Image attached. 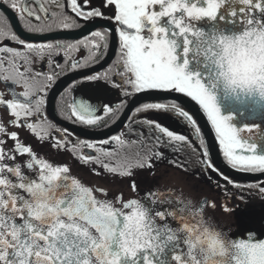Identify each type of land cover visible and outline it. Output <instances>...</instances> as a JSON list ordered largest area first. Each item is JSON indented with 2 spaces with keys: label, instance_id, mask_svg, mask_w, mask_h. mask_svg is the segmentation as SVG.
<instances>
[{
  "label": "snow or ice",
  "instance_id": "1",
  "mask_svg": "<svg viewBox=\"0 0 264 264\" xmlns=\"http://www.w3.org/2000/svg\"><path fill=\"white\" fill-rule=\"evenodd\" d=\"M54 3L60 7V0ZM11 6L19 9L22 20L26 13L41 21L27 0L23 6L20 0H11ZM70 6L85 21L106 18L100 8L84 11L77 0H70ZM105 6L114 7L113 18L119 25L117 66L127 86L124 95L148 90L185 94L211 122L228 164L240 171L264 174V153L259 151L264 129L256 123H231L235 113L222 114L217 102L221 91L226 98L258 95L264 99V0H105ZM39 11L45 19L51 16L60 28L80 26L69 17L49 13L43 4ZM25 27L44 31V27L27 21ZM5 39L22 46L0 47V76L13 85L9 89L12 98L0 93V105L12 116L9 124L30 130L42 142L51 138L54 148L65 149L71 143L68 130L48 121L43 111L48 90L64 71L54 58L63 54L70 71L98 62L108 47L106 31H94L91 38L75 43H26L10 27L0 25V41ZM81 48L88 53L83 59L71 55ZM44 59L59 71H35L34 63ZM102 79H108L107 72L84 76L65 92ZM16 85L23 91L17 93ZM89 101L74 98L70 105L65 104L67 119L89 127H107L109 120L114 123L119 118L118 112L126 104L121 101L115 107L104 104L97 108ZM148 110L172 112L200 132L196 120L175 101L150 102L137 107L129 118L133 124L147 125V135L130 128L136 140H127L122 133L99 142L80 141L71 145L72 151L94 150L95 155L81 154L78 158L128 178L135 193L138 183L134 172L151 169L153 160L163 157L159 148L179 151L175 146L181 142L193 155L196 152L187 137L162 123L135 119ZM61 115H65L63 110ZM53 130L58 138L51 136ZM4 136L13 142L11 147ZM112 142L116 148L105 147ZM199 143L203 159L197 157L196 162L213 169L204 140ZM25 155L29 157L26 161L16 162ZM172 163L183 168L176 161ZM223 179L233 183L227 176ZM246 187L264 194V186L259 184ZM108 195L105 189L86 186L71 175L66 164L55 165L40 157L17 132L8 133L0 120V264H218V260L222 264H264V239L249 232L247 238H230L226 244L221 232L210 231L203 217L207 201L193 208L190 200L178 198L179 207L158 210L157 204L166 203L161 197L171 192L149 191L143 198L127 200L122 194L113 199ZM210 206L214 208V202ZM223 211L231 209L224 205Z\"/></svg>",
  "mask_w": 264,
  "mask_h": 264
},
{
  "label": "flooded vegetation",
  "instance_id": "2",
  "mask_svg": "<svg viewBox=\"0 0 264 264\" xmlns=\"http://www.w3.org/2000/svg\"><path fill=\"white\" fill-rule=\"evenodd\" d=\"M4 1V0H0ZM78 4L83 6L84 11H90L92 8H100L104 13V17L106 18H92L88 21H85L81 17H77L75 13L72 12L70 6V0H60V7H57L54 3V0H27V5L29 8L35 10L38 15L41 16V21H36L34 18L28 17L26 13H24L25 20L21 19V12L19 9H13L11 6V0L6 3L16 14L21 21V25L23 30L26 32L38 35V34H50L61 31H76L83 29L85 27H89L94 25L95 20L97 19H107L112 22L115 28L117 29L119 25L114 20L115 9L114 7H106L105 0H88L87 4H84V0H77ZM24 0H20V5L23 6ZM43 4V6L48 10L49 13L55 12L57 13L58 18L69 17L76 21V24L80 25L79 27H72L69 29H63L57 26V24L52 23V18L49 16L45 19L44 14L39 11V5ZM8 16L5 12L0 9V25H3L2 17ZM25 21L30 23L32 26L44 27V31H29L25 27ZM11 30L21 39L25 40L26 43H47V42H65V43H75L76 41L82 40L85 37L91 38V33L94 31H106L107 33V43L108 47L104 52V55L101 59H99L96 63H91L86 67L79 68L76 70H68V66L65 65V59L63 54L56 56L54 59L56 63L60 64L64 69L63 73H61L56 82L63 79L64 76L74 74V72L85 71L86 69L94 68L98 66L102 60L107 56L109 52V48L111 47L112 42V26L107 24L103 26H97L90 29L89 31L77 35V36H61L50 38L47 40H31L26 39L20 35L18 31L13 27L11 20H9ZM6 25V24H4ZM50 25V27H49ZM117 37V46L116 51L112 55V57L107 62V65L102 68L96 69V71H91L85 73L84 75L74 77L67 83L63 85V88L60 89L56 94L53 101H50L52 90L57 86L56 82L54 86L48 90L46 96V103L44 106V115L47 120L54 124L56 127L60 129H67L69 136L68 139L71 142L65 149H57L52 146V139H48L45 141H40L30 130L26 128H18L9 124V121L12 119L9 111L6 109L4 105H0V120L6 125L7 132L11 133L13 131L19 134V137L22 141H24L27 145H30L33 148V151L36 152L40 157H43L49 162L55 165H67L71 170V175L79 178L86 186H91L94 188H103L108 192V198L113 199L117 194H122L123 199L127 200L129 198H141L145 196V194L149 191L166 193L171 192V195H163L161 199L166 201L164 204H157L158 210H163L164 208L175 209L180 205L177 203V199L181 200H189L188 197L190 187V182L184 180L183 182L178 181L179 174L186 172L188 175L196 174L200 176V172L202 170L212 171L214 173L213 177H209L208 182L209 185L212 186V189L216 188L220 190L222 195L230 194L229 197L225 198H212L207 194H203L199 199L192 200L193 208L198 207L202 202L203 197L207 196L208 199L205 200L208 203H204L203 217L205 221L215 228L219 229L223 233L227 234L231 239H240L247 238L248 233L251 232L258 239H264V194L260 193L256 188L246 187L247 185H255L259 184L260 186H264V179H258L256 181H241L234 180L229 178L233 183L229 184L226 182L223 177L226 176L223 174L218 168L213 165V169H209L207 165L197 163V157L203 159L201 153L203 148L201 147L199 140L202 138L204 140V144L206 145V136L204 135L201 125L199 124L194 113L190 111L189 108L185 107L183 104L176 102L178 105L183 107L184 110L188 111L193 119L196 120V126L199 127V134L196 133L195 129L183 118L178 117L172 112L164 113L148 110L143 113L137 114L135 116L136 120H156L162 123L163 126L168 127L171 131L176 132L177 134L184 135L191 141L192 146L196 149L195 154L189 153V150L186 146H183L181 142H177L176 148H179V151L174 150L173 147H165L159 148L158 150L163 153V157L160 159L153 160V167L151 169H139L134 172L133 179L138 183V190L134 193L130 186L131 181L128 178H122L118 174H110L106 172L100 165L98 164H85L83 160L79 159L78 156L81 154H90L95 155L94 150H90L87 148L78 149L76 153H74L71 149V145H78L80 141H93L99 142L104 139H108L112 136L124 134V138L127 140H136L137 136L135 135V131H143L145 135H147L148 128L147 125H137L133 124L130 121V117H132L135 109L141 106L144 103L150 102H167L171 101L170 99H161V98H150L145 99L137 106H135L130 112V116L125 120L124 124L121 128L115 132L110 133L108 136H91L83 134L82 132H92V133H101L105 132V129L110 128V126L114 125L117 121H119L125 112V109L128 106V103L131 101L132 97L137 94H132L129 96L124 95L125 86L121 77L118 75L121 68L117 66V62L119 61V51H120V41L119 35L116 31ZM8 46L21 49L22 46L11 41L10 39H5L0 41V47ZM87 51L81 48L78 52L72 53L71 55L76 56L78 59H83L87 56ZM35 71L42 73H49L52 71H59L56 69H52L49 67L47 59L42 61H37L33 65ZM108 73V79H102L97 82L92 83H84L81 85H77L74 89H71L69 92H65V89L68 88L74 81L82 80L84 76L95 74V73ZM119 85V87L117 86ZM13 88V85L10 83H6L2 80V76H0V93H3L6 99H10L11 94L9 89ZM131 91V89H128ZM15 91L17 93L22 92L23 88L20 85L15 86ZM90 99V103L94 104L97 108H100L104 104H108L112 107L120 104L121 101H126L125 106L122 108L120 112H118V119H115L113 123L109 120V126L94 128L86 125H82L79 123H73L71 120L67 119L68 109L65 107V104L70 105L73 102V99ZM61 110L65 112V115H61ZM127 126V127H126ZM135 129V131H129V129ZM51 136L59 137L58 133H55L53 130L51 132ZM4 138L8 141L7 146H12V141L7 137ZM105 147L109 148V150L116 148L117 145L115 142L106 145ZM260 152L264 153L259 149ZM189 155H188V154ZM223 155V152H222ZM224 156V155H223ZM179 162H178V158ZM190 157L194 159L195 164L192 165V160ZM29 157L19 156L17 158V163H23ZM210 159V157H208ZM190 160V161H189ZM176 161L179 164L183 162V168L175 166L172 162ZM212 163V162H211ZM25 171H27L25 169ZM185 183V185H184ZM242 185L245 187L237 188L234 185ZM229 192V193H228ZM185 193V196L182 195ZM99 195V193H98ZM233 195H235L233 197ZM184 197V199H183ZM103 199V196H100ZM170 201V203H168ZM204 201V202H205ZM214 202L215 207H211V203ZM227 205L231 211L225 212L223 211V206ZM170 223L173 226H176V222L170 220Z\"/></svg>",
  "mask_w": 264,
  "mask_h": 264
},
{
  "label": "water",
  "instance_id": "3",
  "mask_svg": "<svg viewBox=\"0 0 264 264\" xmlns=\"http://www.w3.org/2000/svg\"><path fill=\"white\" fill-rule=\"evenodd\" d=\"M0 8L6 12L7 16L11 20L14 28L16 31L20 33V35L24 38H28L31 40L39 41V40H47L50 38H55V37H61V36H77L81 35L90 29H92L95 25L97 26H105L107 24L112 26V42H111V47L109 48V52L107 56L102 60V62L90 69H86L85 71H80V72H74V74L66 75L58 81L56 84L57 86L52 90V93L50 95L51 99L50 101H53L55 98V94L63 88V85L70 81L71 79H74V77L84 75L85 73L91 72V71H96L98 68H102L103 66L107 65V62L109 59L112 57V55L116 51V46H117V37H116V28L113 25L112 22L108 21L107 19H97L95 20L94 25L85 27L80 30L68 32V31H61V32H55L50 34H42V35H34L29 32H26L23 30L20 19H18V16L16 12H14L12 9H10L5 3L0 2ZM169 98L174 101H178L181 104H183L185 107L189 108L192 113L196 116L199 124H201L204 135H206L207 139V146H209V152H210V157L213 160V163L217 168H219L223 174L225 173L227 176L242 180V181H247V180H258L261 178H264V174L262 173H250V172H244L240 171L238 169H234L231 167V165L228 164V162L224 159V157L221 155V149L219 146V141L216 138V133L215 130L213 129L211 122L208 120L206 114L203 112V110L200 108V106L193 101L190 97L186 96L183 93H177L174 91H164V90H148V91H143L138 94H136L130 101L129 105L127 106L125 112L123 113L121 119L114 125L110 126V128L105 129V132H101L99 134L97 133H92V132H82L83 134L86 135H91V136H108L110 133L115 132L121 128V126L124 124L125 120L129 117V113L132 111V109L138 104L141 103L145 99H150V98ZM208 197H204L202 202L207 200Z\"/></svg>",
  "mask_w": 264,
  "mask_h": 264
},
{
  "label": "rangeland",
  "instance_id": "4",
  "mask_svg": "<svg viewBox=\"0 0 264 264\" xmlns=\"http://www.w3.org/2000/svg\"><path fill=\"white\" fill-rule=\"evenodd\" d=\"M218 105L221 108V112L224 115L230 113H235L234 118L231 120V123L239 126L243 123H256L264 129V99L260 98L258 95L253 96H240L239 99L229 96L226 98L223 91H221L217 96ZM260 150L264 152V142L260 144ZM189 153H192V149L188 148ZM188 154V153H187ZM189 155V154H188ZM178 158V157H177ZM193 159L190 157V160ZM189 160V161H190ZM178 158V162H179ZM183 164V162L181 161ZM195 164L194 159L192 160V165ZM212 171L202 170L200 176L196 174L188 175L186 172L179 174L178 181L183 182L184 180L190 182L189 191V200L199 199L203 194H207L212 198H225L229 197L230 194L222 195L220 190L209 185V177H213ZM185 185V183H184ZM229 193V192H228ZM185 196V193H182ZM144 197V196H143ZM141 197V198H143ZM184 199V197H183Z\"/></svg>",
  "mask_w": 264,
  "mask_h": 264
},
{
  "label": "clouds",
  "instance_id": "5",
  "mask_svg": "<svg viewBox=\"0 0 264 264\" xmlns=\"http://www.w3.org/2000/svg\"><path fill=\"white\" fill-rule=\"evenodd\" d=\"M208 226H209V229H210V231H216V232H221V239H223L224 241H225V243L227 244V242H228V240L230 239L229 238V236L226 234L225 235V233H223L222 231H220L219 229H217V228H215L213 225H211L210 223L208 224ZM218 264H222V262H220L219 260H218Z\"/></svg>",
  "mask_w": 264,
  "mask_h": 264
},
{
  "label": "trees",
  "instance_id": "6",
  "mask_svg": "<svg viewBox=\"0 0 264 264\" xmlns=\"http://www.w3.org/2000/svg\"><path fill=\"white\" fill-rule=\"evenodd\" d=\"M1 20H3V22H2L3 25L6 24V25L10 26L9 20H7V18L5 16L2 17Z\"/></svg>",
  "mask_w": 264,
  "mask_h": 264
}]
</instances>
